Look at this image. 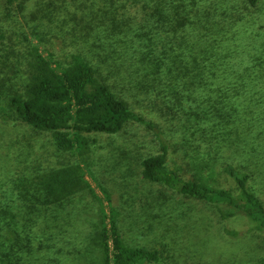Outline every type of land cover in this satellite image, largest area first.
<instances>
[{
  "label": "trees",
  "instance_id": "16d2710c",
  "mask_svg": "<svg viewBox=\"0 0 264 264\" xmlns=\"http://www.w3.org/2000/svg\"><path fill=\"white\" fill-rule=\"evenodd\" d=\"M259 1L246 0L252 7ZM4 7L5 17L17 21L24 39L15 57L28 73L26 93L11 95L8 102L19 118L52 131L62 150L87 146L82 133L116 134L129 122L140 123L153 131L161 148L160 154L143 159L145 179L213 205L224 220L244 215L250 225L264 227V201L245 163L222 166L230 187L211 184L203 176L185 179L169 164L166 132L117 92L163 99L155 105L174 119L184 113L186 133L208 142V153L215 154L212 164L225 149L248 162L262 156L263 162L264 152L255 143L264 139V75H259L264 59L255 54L246 67L236 59L229 42L240 31L239 20H228L229 14L219 19L218 11L213 13L202 0H4ZM71 38L70 45L79 46L58 61L54 41L62 39L67 46ZM34 40L46 47L48 56ZM201 164L211 161L202 159ZM70 171L39 178L43 206L62 203L73 194L79 173ZM100 222V255L90 264H172L157 249L128 245L115 220L111 226ZM14 240L19 251L29 252V264H48V249L58 239L36 230L25 237L16 234ZM49 260L60 264L56 257Z\"/></svg>",
  "mask_w": 264,
  "mask_h": 264
},
{
  "label": "rangeland",
  "instance_id": "374dc122",
  "mask_svg": "<svg viewBox=\"0 0 264 264\" xmlns=\"http://www.w3.org/2000/svg\"><path fill=\"white\" fill-rule=\"evenodd\" d=\"M202 5L213 13L217 10L219 19L229 14L228 20L240 21V31L229 43L242 67L250 65L255 54L264 59V0L257 7L246 0H202ZM4 8L0 0V264L18 258L24 260L21 264H29V252L19 251L14 239L16 234L25 237L36 230L58 239L56 247L46 251L48 264H53L52 257L60 259V264H90L100 255L96 237L101 219L110 226L115 220L128 245L157 249L172 264H256L264 259V227L250 225L251 219L244 215L224 220L213 205L144 178L143 159L161 153L153 131L144 125L129 122L116 134L82 133L87 146L62 150L52 131L19 118L8 102L11 95L26 93L28 73L15 57L24 39L17 21L5 17ZM35 42L48 56L46 47ZM54 42L57 60L79 46L70 45L72 38L67 46L62 39ZM261 67L263 76L264 64ZM117 92L166 132L171 143L169 164L177 166L185 179L203 176L211 184L230 187L222 166L245 163L254 173L252 186L264 201L262 156L248 162L233 149H225L216 155L217 164H212L215 154L208 153V142L186 133L184 113L174 119L171 112L165 110L164 115L155 105L163 99L158 102L143 93L125 97ZM263 141L255 143L262 153ZM202 159L211 164H201ZM63 169L79 173L75 177L81 186L62 203L43 206L38 199L39 178Z\"/></svg>",
  "mask_w": 264,
  "mask_h": 264
}]
</instances>
